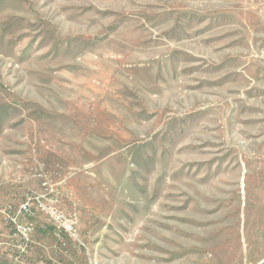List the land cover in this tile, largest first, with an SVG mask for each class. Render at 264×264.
Here are the masks:
<instances>
[{"label": "rangeland", "instance_id": "374dc122", "mask_svg": "<svg viewBox=\"0 0 264 264\" xmlns=\"http://www.w3.org/2000/svg\"><path fill=\"white\" fill-rule=\"evenodd\" d=\"M40 169L77 237L0 264H264V0H0V207Z\"/></svg>", "mask_w": 264, "mask_h": 264}, {"label": "built area", "instance_id": "2783aa9c", "mask_svg": "<svg viewBox=\"0 0 264 264\" xmlns=\"http://www.w3.org/2000/svg\"><path fill=\"white\" fill-rule=\"evenodd\" d=\"M35 177L39 181V188L26 191L15 204L7 203L0 207V217L12 227L13 238L24 244L29 241L34 225L27 220L36 213H42L48 218L58 237L67 235L76 238L75 215L65 213L59 208V194L55 182L43 169L36 170Z\"/></svg>", "mask_w": 264, "mask_h": 264}]
</instances>
